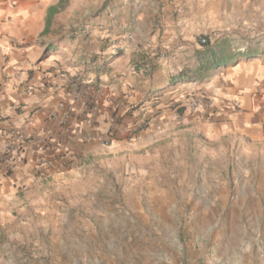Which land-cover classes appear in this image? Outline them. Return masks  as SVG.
<instances>
[{
    "label": "crops",
    "instance_id": "0c3cea01",
    "mask_svg": "<svg viewBox=\"0 0 264 264\" xmlns=\"http://www.w3.org/2000/svg\"><path fill=\"white\" fill-rule=\"evenodd\" d=\"M60 1L0 0L1 204L23 198V189L41 179V155L62 162L66 153L90 160L130 150L124 134L139 116L151 121L140 131L141 147L157 148L180 125L264 132V0H113L122 4V17L108 9L105 19L81 18L72 26L69 18L57 23L77 1L65 0L48 24ZM202 36L226 44L236 59L206 77L174 82L195 64ZM50 43L56 49L46 53ZM119 48L123 53L111 58ZM167 50L173 56L164 55ZM139 53L158 54L156 69L136 71L132 59ZM192 90L197 99L180 123L179 102ZM114 114L123 121H113ZM109 130L117 138L107 149L101 140ZM13 132L27 138L18 153L8 149L19 145ZM51 174L58 179L63 172Z\"/></svg>",
    "mask_w": 264,
    "mask_h": 264
},
{
    "label": "rangeland",
    "instance_id": "374dc122",
    "mask_svg": "<svg viewBox=\"0 0 264 264\" xmlns=\"http://www.w3.org/2000/svg\"><path fill=\"white\" fill-rule=\"evenodd\" d=\"M108 9L122 17L121 3L77 0L57 23L105 19ZM193 97L179 102L180 123ZM139 117L124 134L130 150L48 157L23 198H1L0 264H264V132L180 125L141 147L151 121ZM107 138L116 132L101 140L109 149Z\"/></svg>",
    "mask_w": 264,
    "mask_h": 264
},
{
    "label": "trees",
    "instance_id": "16d2710c",
    "mask_svg": "<svg viewBox=\"0 0 264 264\" xmlns=\"http://www.w3.org/2000/svg\"><path fill=\"white\" fill-rule=\"evenodd\" d=\"M64 1H60V6L57 8L52 7L50 9V13L48 15V24H49V16H51L54 12H57L59 9H63L65 7ZM56 44L50 43L46 48V53H50L55 51ZM202 48L196 51V62L193 66L187 67L183 69L177 76L174 78V82H190L195 81L199 78H203L208 76L211 72H215L224 66H228L231 62L236 59V54H232L228 51L227 45L218 42H208L206 44H201ZM123 53L122 49H118L116 52L111 54V58L117 57ZM159 55L156 54L154 57L147 56L145 53H139L132 59L133 67L136 71H144L146 68L150 70H154L157 67V63L155 62L158 59ZM105 60L102 64L101 70L106 69Z\"/></svg>",
    "mask_w": 264,
    "mask_h": 264
},
{
    "label": "built area",
    "instance_id": "2783aa9c",
    "mask_svg": "<svg viewBox=\"0 0 264 264\" xmlns=\"http://www.w3.org/2000/svg\"><path fill=\"white\" fill-rule=\"evenodd\" d=\"M207 42H208V38L206 36H202L200 38V44H206ZM149 71H150V69L146 68V70H144L142 72L146 73V72H149ZM69 115H70V112L68 110H66V111L62 112L61 117H62L63 120H67V119H69ZM108 132L106 134H108ZM11 138L13 140H15V142L18 143L19 145L16 146V145H14L12 143L11 145L8 146V149H9V151H14V152L18 153L23 148L24 144L27 141V138H26L25 135H23V134H21L19 132H13ZM13 140H12V142H13ZM104 143H105L106 146H111L113 141L111 139L107 138ZM50 163H51L50 159L47 156L41 155L38 158V162H37L38 169L39 170L46 169L47 166L50 165ZM0 164H1V156H0ZM11 167L12 166L10 164L9 168H11Z\"/></svg>",
    "mask_w": 264,
    "mask_h": 264
}]
</instances>
